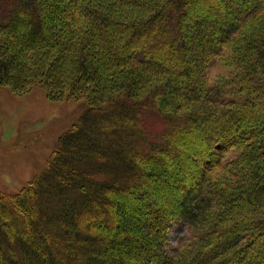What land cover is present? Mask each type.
<instances>
[{
  "label": "trees",
  "instance_id": "1",
  "mask_svg": "<svg viewBox=\"0 0 264 264\" xmlns=\"http://www.w3.org/2000/svg\"><path fill=\"white\" fill-rule=\"evenodd\" d=\"M33 85L87 107L0 192V264H264V0H0V87Z\"/></svg>",
  "mask_w": 264,
  "mask_h": 264
},
{
  "label": "rangeland",
  "instance_id": "2",
  "mask_svg": "<svg viewBox=\"0 0 264 264\" xmlns=\"http://www.w3.org/2000/svg\"><path fill=\"white\" fill-rule=\"evenodd\" d=\"M227 53L209 69L211 80L229 74L230 67L224 61ZM86 107L82 98L51 100L39 85L22 93L0 87V192L16 193L41 174L60 137L78 121ZM143 124L152 134L162 131L163 123L154 113L146 114ZM189 147H196L194 141H190ZM193 174H188L184 186L192 184ZM190 235L185 222H173L168 233V251Z\"/></svg>",
  "mask_w": 264,
  "mask_h": 264
}]
</instances>
